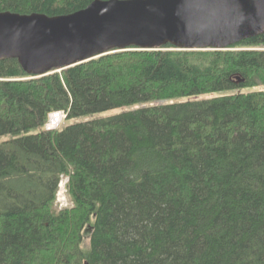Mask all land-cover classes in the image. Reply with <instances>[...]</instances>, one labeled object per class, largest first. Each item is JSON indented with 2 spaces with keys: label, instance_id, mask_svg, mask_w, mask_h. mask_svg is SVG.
<instances>
[{
  "label": "trees",
  "instance_id": "1",
  "mask_svg": "<svg viewBox=\"0 0 264 264\" xmlns=\"http://www.w3.org/2000/svg\"><path fill=\"white\" fill-rule=\"evenodd\" d=\"M92 1L0 0V12ZM62 177L71 206L55 209ZM0 264H264V32L38 77L1 59Z\"/></svg>",
  "mask_w": 264,
  "mask_h": 264
},
{
  "label": "water",
  "instance_id": "2",
  "mask_svg": "<svg viewBox=\"0 0 264 264\" xmlns=\"http://www.w3.org/2000/svg\"><path fill=\"white\" fill-rule=\"evenodd\" d=\"M264 32V0H93L77 11L0 12V60L31 77L103 54L156 49H229Z\"/></svg>",
  "mask_w": 264,
  "mask_h": 264
},
{
  "label": "rangeland",
  "instance_id": "3",
  "mask_svg": "<svg viewBox=\"0 0 264 264\" xmlns=\"http://www.w3.org/2000/svg\"><path fill=\"white\" fill-rule=\"evenodd\" d=\"M119 111V109H112V110H108L105 112H101V113H97V114H91L89 116L86 117H82L83 119H91V118H98V117H106L109 115H112L114 113H117ZM79 118V119H82ZM66 183H67V178L66 177H62V179L59 182L58 185V190L56 193V199L54 201V208L55 209H61L64 207H69L71 206V201L70 198L66 192ZM89 235H90V229L87 227L84 230V234H83V244L82 246L84 248L88 247L89 244Z\"/></svg>",
  "mask_w": 264,
  "mask_h": 264
},
{
  "label": "built area",
  "instance_id": "4",
  "mask_svg": "<svg viewBox=\"0 0 264 264\" xmlns=\"http://www.w3.org/2000/svg\"><path fill=\"white\" fill-rule=\"evenodd\" d=\"M64 118H65V112L63 110H57L51 112L45 123V128L47 130L57 129L63 123Z\"/></svg>",
  "mask_w": 264,
  "mask_h": 264
}]
</instances>
